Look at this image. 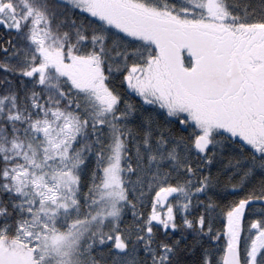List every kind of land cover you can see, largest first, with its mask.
Returning <instances> with one entry per match:
<instances>
[{
	"label": "snow or ice",
	"instance_id": "obj_1",
	"mask_svg": "<svg viewBox=\"0 0 264 264\" xmlns=\"http://www.w3.org/2000/svg\"><path fill=\"white\" fill-rule=\"evenodd\" d=\"M0 264H264V0H0Z\"/></svg>",
	"mask_w": 264,
	"mask_h": 264
}]
</instances>
